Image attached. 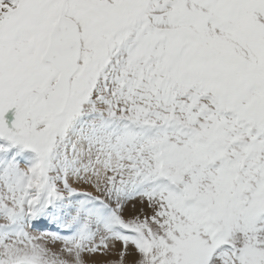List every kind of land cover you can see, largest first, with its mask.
Masks as SVG:
<instances>
[{"label": "snow or ice", "instance_id": "6c2138e0", "mask_svg": "<svg viewBox=\"0 0 264 264\" xmlns=\"http://www.w3.org/2000/svg\"><path fill=\"white\" fill-rule=\"evenodd\" d=\"M0 264H264V0H0Z\"/></svg>", "mask_w": 264, "mask_h": 264}]
</instances>
